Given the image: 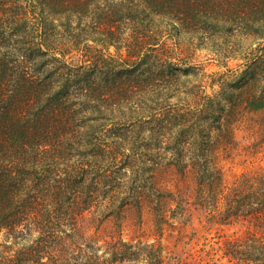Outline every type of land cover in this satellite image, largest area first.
Listing matches in <instances>:
<instances>
[{
    "label": "trees",
    "instance_id": "obj_1",
    "mask_svg": "<svg viewBox=\"0 0 264 264\" xmlns=\"http://www.w3.org/2000/svg\"><path fill=\"white\" fill-rule=\"evenodd\" d=\"M182 38L215 54L260 43L264 0H0V235L28 242L0 244V264H167L123 228L146 202L157 231L168 200L186 215L169 173L192 176L216 225L248 226L225 240L228 264H264V168L226 184L214 140L231 147L248 114L264 123V53L210 95L187 80ZM108 220L118 234L102 238Z\"/></svg>",
    "mask_w": 264,
    "mask_h": 264
},
{
    "label": "rangeland",
    "instance_id": "obj_2",
    "mask_svg": "<svg viewBox=\"0 0 264 264\" xmlns=\"http://www.w3.org/2000/svg\"><path fill=\"white\" fill-rule=\"evenodd\" d=\"M56 23L59 24L58 21ZM59 29L61 30V28ZM89 38L92 40L94 37L90 36ZM90 43L92 44V42ZM243 46V50L240 49L237 53L233 51L232 47L224 45L223 48L225 49L221 48L215 54L206 48L198 49L196 44H192L187 39L182 38V57L187 63L185 68H193V72L187 80L191 83L203 80V85L206 87L208 94L213 95L218 92L220 90L219 85H216L215 89L210 86L212 77L219 79L224 75L226 76L224 78H227L229 70H233L235 73H241L245 70L247 64V61L243 59L245 52L252 59L258 57V54L264 53V41L257 44L254 42L250 44L245 41ZM97 49L103 48L98 47ZM109 51L113 55L116 54L114 47H111ZM170 102L173 104L178 103L176 99H172ZM159 113H164V111ZM115 114L119 119H125L118 112ZM114 125V122L109 124V126ZM263 126L264 123L261 121L260 116L252 113L248 114L242 120V123L240 122L236 126L235 141L231 147L225 149L218 139L214 137L215 148L218 153V164L224 174L226 184H231L236 177L245 173H252L264 168ZM115 132L118 131L115 129ZM103 135L106 138L110 136V133L106 132ZM145 137L148 138L150 135L145 134ZM106 142L111 148H114L111 144L112 140L107 139ZM166 156L170 158L171 154L166 152ZM161 178L165 187L179 192L180 196H185L189 200L190 205L187 207L186 215H180L175 212L174 215H177L174 217L172 212L175 211L176 202L168 200L166 219L162 224L161 231L158 230V232L156 225H154L155 214L150 210L151 204L146 202L143 206V220L139 219L140 216H138L136 210L130 209L127 211L123 228L125 238L131 239L141 236L139 238L152 243L158 240L165 247L167 264L169 262L170 264H177L176 259H174L176 256L188 260L191 264L200 261L211 264H228L223 251L225 240L235 235L244 234L248 226L243 223L229 226L216 225L209 212L206 213L196 205V186L192 181V176H190V179L184 180L176 174L169 173ZM161 178L159 181H161ZM177 186L181 190H175ZM96 226L92 225L89 229L91 233L96 231ZM117 230L115 222L108 220L100 229V234L103 236L102 238H106L109 234L117 235ZM13 242V239L8 238L5 233L0 235V244L12 245L14 251L28 244L27 241L20 240L18 245L14 246Z\"/></svg>",
    "mask_w": 264,
    "mask_h": 264
}]
</instances>
